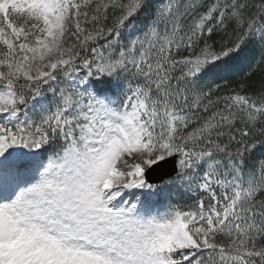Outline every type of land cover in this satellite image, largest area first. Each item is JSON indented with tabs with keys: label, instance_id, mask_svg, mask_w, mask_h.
I'll use <instances>...</instances> for the list:
<instances>
[{
	"label": "snow or ice",
	"instance_id": "snow-or-ice-1",
	"mask_svg": "<svg viewBox=\"0 0 264 264\" xmlns=\"http://www.w3.org/2000/svg\"><path fill=\"white\" fill-rule=\"evenodd\" d=\"M0 264H264V0H0Z\"/></svg>",
	"mask_w": 264,
	"mask_h": 264
},
{
	"label": "water",
	"instance_id": "water-1",
	"mask_svg": "<svg viewBox=\"0 0 264 264\" xmlns=\"http://www.w3.org/2000/svg\"><path fill=\"white\" fill-rule=\"evenodd\" d=\"M172 166L173 165L169 163L164 165L162 168H156L155 171L151 173L152 178L155 179L156 177L163 175V173L171 171Z\"/></svg>",
	"mask_w": 264,
	"mask_h": 264
},
{
	"label": "trees",
	"instance_id": "trees-1",
	"mask_svg": "<svg viewBox=\"0 0 264 264\" xmlns=\"http://www.w3.org/2000/svg\"><path fill=\"white\" fill-rule=\"evenodd\" d=\"M255 71H256V75L258 76L260 70L259 69H256Z\"/></svg>",
	"mask_w": 264,
	"mask_h": 264
}]
</instances>
